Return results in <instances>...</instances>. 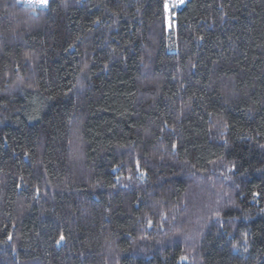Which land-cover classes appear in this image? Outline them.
I'll return each instance as SVG.
<instances>
[{
  "label": "trees",
  "instance_id": "trees-1",
  "mask_svg": "<svg viewBox=\"0 0 264 264\" xmlns=\"http://www.w3.org/2000/svg\"><path fill=\"white\" fill-rule=\"evenodd\" d=\"M168 3L0 0V264H264V0Z\"/></svg>",
  "mask_w": 264,
  "mask_h": 264
},
{
  "label": "built area",
  "instance_id": "built-area-1",
  "mask_svg": "<svg viewBox=\"0 0 264 264\" xmlns=\"http://www.w3.org/2000/svg\"><path fill=\"white\" fill-rule=\"evenodd\" d=\"M19 3H21L23 6L25 7H30V8H34V9H41V10H44V9H48L49 6H50V3H51V0H48V4L47 5H40L38 3H35V2H31V0H18Z\"/></svg>",
  "mask_w": 264,
  "mask_h": 264
},
{
  "label": "rangeland",
  "instance_id": "rangeland-1",
  "mask_svg": "<svg viewBox=\"0 0 264 264\" xmlns=\"http://www.w3.org/2000/svg\"><path fill=\"white\" fill-rule=\"evenodd\" d=\"M179 2L180 0H169V3L166 4V10H167V13H168V16H167V19H168V22H171V19H169L171 16H170V11L173 7L179 5ZM185 2V0H183V3ZM181 3V2H180Z\"/></svg>",
  "mask_w": 264,
  "mask_h": 264
},
{
  "label": "snow or ice",
  "instance_id": "snow-or-ice-1",
  "mask_svg": "<svg viewBox=\"0 0 264 264\" xmlns=\"http://www.w3.org/2000/svg\"><path fill=\"white\" fill-rule=\"evenodd\" d=\"M31 2L38 3V4L42 5V6L48 4V0H31ZM180 2L183 3V0H180ZM62 239H63V236H61V240Z\"/></svg>",
  "mask_w": 264,
  "mask_h": 264
}]
</instances>
